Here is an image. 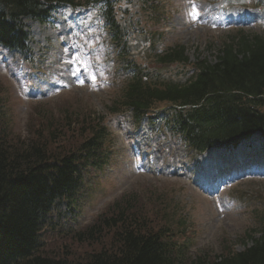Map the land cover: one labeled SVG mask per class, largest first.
Instances as JSON below:
<instances>
[{
  "label": "trees",
  "instance_id": "16d2710c",
  "mask_svg": "<svg viewBox=\"0 0 264 264\" xmlns=\"http://www.w3.org/2000/svg\"><path fill=\"white\" fill-rule=\"evenodd\" d=\"M54 1L68 0H0V43L20 41V32L11 26L14 18L20 14L42 18ZM254 40L227 45L218 63L204 67L199 83L208 79L212 83L220 81L225 85L226 82L230 88L256 95L250 100L237 95L231 102L226 101L227 105L221 103L226 114L231 113L238 123L232 124L227 133L210 137V142L252 129L264 132V97L257 96L264 94V36ZM252 98L255 99L251 101ZM2 120L0 113V264L264 263V228L260 238H254L251 248L240 252L222 246V252L212 257L196 254L184 258L176 254V234L180 232L171 215L152 208L151 216L136 192L121 197L108 213L85 227L84 232L63 237L54 233L55 239L46 243L42 230L46 224H52L47 216L52 211L51 205L68 206L66 200L75 187L70 172L72 158L90 148V142L81 141L74 147L73 140L84 132L81 127L62 142L55 141L62 129L70 131L74 125L71 118L50 119L32 127L24 139L10 137L1 129ZM99 132L92 125L86 129V134L94 137ZM48 161L54 162L55 173L44 167ZM157 193L160 192L147 189L143 196L149 198L148 195Z\"/></svg>",
  "mask_w": 264,
  "mask_h": 264
},
{
  "label": "rangeland",
  "instance_id": "374dc122",
  "mask_svg": "<svg viewBox=\"0 0 264 264\" xmlns=\"http://www.w3.org/2000/svg\"><path fill=\"white\" fill-rule=\"evenodd\" d=\"M215 1L216 0H187L186 6L191 5L190 7H192L188 10L189 18H191L189 26L182 24L180 13H178V17H173L174 23H178V33L184 37L181 42L186 44L185 46L188 57L191 61L197 57L200 59L206 58L210 63H214V61H216L215 54H217V48L220 46V42L225 36L235 34L231 31L223 32L229 30L232 25L217 21L222 11L215 6ZM238 1L239 0H237V2ZM241 4H244L246 8L243 9L240 6H234L231 7L228 12L235 13L240 17L243 21L244 29H246L245 31L251 32L253 30H262L263 28L261 27H264V14L260 13V10L253 7L252 2L248 0H242ZM193 5H195V9L193 8ZM238 8H240V10ZM194 11L198 15L197 18L194 15ZM56 15L59 19L54 21L52 26L47 23L46 25H39V28H37L34 22L30 19H26V23H24V25H27V29L31 30L29 46L31 49L37 50L34 64L41 66L46 70L50 68L51 62L55 61V49L56 47L59 48V43L57 44L58 39L61 38L62 40H65V30L67 31L69 29V23L68 27L65 28V17L63 14L56 13ZM184 20L186 21V19ZM210 22L211 24L208 28L204 27ZM135 38L136 36H130L131 40ZM78 39V36H76L73 38V42L70 40L72 50H74L72 58L67 57L69 55L68 49H66L68 46L67 44L61 46V49L64 50L66 55L57 53L56 57H60V61L71 62L72 59L78 55L77 48L83 49V51L86 50L85 47L89 45V41L77 44L75 41ZM209 42L214 44L212 50L206 49V45ZM208 61L207 63H209ZM0 69V73H2L0 75L4 78L5 86L7 87V90L11 92L13 99L17 98L18 93H24V96L26 97L25 101L38 99H35V96H27V92L24 89V86L26 85L21 83L19 78L20 74L17 71L12 70L2 58L0 59ZM60 73L63 74L62 72ZM36 74L39 75V79H34L33 82L42 86L43 76L39 72H36ZM91 78L94 81L97 80V76H91ZM97 83H100L99 86L96 88L91 86L92 89L87 86L86 89L85 87H77V85H75L76 87H72L73 91L71 94L82 98L84 102L88 103V105L97 113H102L103 111H106V107L110 104L113 94H111V89H106L103 87L104 85H101L102 82L97 81ZM31 88L33 91H36L33 86H31ZM25 103L26 102H21L19 105L15 106L14 113H12L15 123L18 124L16 128L22 133L25 130L26 114L31 106V104H28V108L25 110L27 107V104ZM44 108L45 107H43V109ZM63 109H67L68 112H64ZM79 109H84L83 104H75L52 110V115L54 117L53 120L58 121L71 117L76 119L77 122H80L82 116H76L73 114L75 111L76 113L81 112ZM39 123H41V120L37 121L36 126ZM85 124L86 123H84V127ZM81 125L82 122L79 125H72L70 131L68 129H62L56 136L55 141L62 142L63 138H68L71 135V132L74 129H79ZM110 126L112 134L115 135V141L110 147L113 152L117 149V144L121 146L125 139L120 135L116 123H113V125L110 124ZM155 136L157 137L156 141H159V147H155L153 152H149L148 150L141 151L140 144L137 142L138 138L131 137V145H128L126 139L125 145L127 146V150L118 155L119 159H122V161L118 160L117 155L115 154V159L112 163L115 165L110 168L108 173L105 171V173L100 174V178L97 180L98 185L103 189L104 194H108L114 190L124 191L130 184L133 185L127 191L139 190L143 192L148 188L159 191L157 186L153 184L154 182L173 184L179 188V185L176 182H159L150 180V178L178 181L188 188V193L183 192V198L189 205V211L192 213V218L196 227V233L192 239V248L195 250L198 249V251L207 249L206 251L210 254H219V252L222 251V249L219 250L222 242L225 241V239H228L234 243L232 245L234 249H242L244 243H249L248 240H245L244 243L238 242V239L243 234L244 225L246 221H248L246 209L249 205L251 206L255 203H260L259 201L255 202L254 197L257 194H262V192L264 194V174L254 175V173L251 172L246 178L232 181V185L221 192V195L224 197L238 193H245L246 195L243 198V201H235V204H231L229 201L221 198V203L212 202L210 199L205 198L201 191L191 183L194 175L195 177H202L205 174L208 169L207 161H201L200 158L197 160L192 157H185L183 155L181 143L175 146L177 140L171 137L166 130L162 132L157 131ZM163 143L167 148L172 145V149H174L173 152L167 153L165 149L160 146ZM155 145H157L156 142ZM142 153H145V155L142 156ZM136 154L140 160L139 170L130 169L127 164H120L126 162L128 156H135ZM161 159L164 160L162 163ZM130 166H132L131 162ZM110 182L116 184V186ZM137 182H140L141 184L138 185ZM109 186H112L113 188H109ZM163 187L164 186H162L160 193L153 195H162L165 191ZM192 193L197 197H201L202 201L196 200V198L192 196ZM143 199L146 200V197L144 196ZM152 201H154L156 205L160 203V201L153 197ZM96 203H101V200L98 199ZM145 203L150 207L146 201ZM88 205H90V202L85 203L83 207ZM81 219H83L82 216ZM222 239L224 240L222 241Z\"/></svg>",
  "mask_w": 264,
  "mask_h": 264
},
{
  "label": "bare ground",
  "instance_id": "6f19581e",
  "mask_svg": "<svg viewBox=\"0 0 264 264\" xmlns=\"http://www.w3.org/2000/svg\"><path fill=\"white\" fill-rule=\"evenodd\" d=\"M243 144H245V141L239 144L238 149L243 150L244 149ZM223 153H225L223 150H213L209 152V154H214L216 158L221 156ZM215 183H217V180H215Z\"/></svg>",
  "mask_w": 264,
  "mask_h": 264
},
{
  "label": "snow or ice",
  "instance_id": "6c2138e0",
  "mask_svg": "<svg viewBox=\"0 0 264 264\" xmlns=\"http://www.w3.org/2000/svg\"><path fill=\"white\" fill-rule=\"evenodd\" d=\"M193 8L195 9V5H193ZM190 15H191V13H190Z\"/></svg>",
  "mask_w": 264,
  "mask_h": 264
}]
</instances>
